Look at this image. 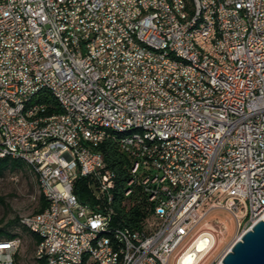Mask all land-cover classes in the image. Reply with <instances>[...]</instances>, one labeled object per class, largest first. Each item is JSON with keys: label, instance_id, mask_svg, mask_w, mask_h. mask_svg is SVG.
I'll return each instance as SVG.
<instances>
[{"label": "built area", "instance_id": "built-area-1", "mask_svg": "<svg viewBox=\"0 0 264 264\" xmlns=\"http://www.w3.org/2000/svg\"><path fill=\"white\" fill-rule=\"evenodd\" d=\"M223 1L227 45L222 48L235 55V64L212 67L183 42L182 28L191 22H175L161 0H0V107L9 112V120H0V154L28 153L53 196L43 219L19 218L46 229L43 250L34 252L39 264H65L52 258L57 246L81 256L96 226L119 233L121 252L102 240L87 264H170L171 258L173 264H203L215 241L225 239L222 226L202 227L209 211L230 214L234 240L264 217V0ZM208 3L196 4L197 10L207 9L201 33L207 44ZM136 5L149 10L148 21L131 23ZM134 37L158 44L160 54L135 48ZM167 47L193 56L208 77L169 60ZM173 70H183L187 81L173 77ZM155 75H163L164 84H156ZM41 79L66 97L65 119L28 133L17 107ZM184 83L198 85L208 99L185 93ZM42 108L37 100L30 115ZM76 115L122 126L146 123L153 133H168L169 144L148 148L118 140L130 168H141V187L149 181L143 189L147 197L162 195L146 229L114 222L107 205L111 175L97 154L72 137L69 120ZM88 134L96 145L106 139L103 133ZM153 154H161L160 165H153ZM79 178L86 179L94 202L75 193ZM161 179H170V186L159 188ZM199 238L205 241L201 248ZM21 245V238L0 243V262L16 264Z\"/></svg>", "mask_w": 264, "mask_h": 264}, {"label": "bare ground", "instance_id": "bare-ground-1", "mask_svg": "<svg viewBox=\"0 0 264 264\" xmlns=\"http://www.w3.org/2000/svg\"><path fill=\"white\" fill-rule=\"evenodd\" d=\"M132 2H147V0H132ZM168 15L180 24H188L183 26L182 35L183 42H186L190 51L194 52L196 57H200L203 61H208L212 67H223V63L235 64V55L230 54V50L222 48L227 45V36L224 30V1L223 0H209L208 3V17L210 19L208 44L201 39L202 30L206 28L207 9H198V6H205V0H161ZM150 19L149 10H145L143 5H136V12L131 16V23H141ZM134 47L142 48L149 54H160V46L153 42H146L144 38L134 37ZM212 47V50L209 48ZM165 56L177 64L183 66L185 70L196 72L197 76L208 77V69L195 60L193 56L188 55L181 48L167 47L165 49ZM173 77H180V81H187V74H183V70H173ZM156 84H164L163 75H155ZM43 90L48 91L52 97L59 103L61 108H67V99L63 93L58 91L57 85L48 79H41V86L29 88L27 94L21 98L19 106L17 107V115L21 119V128L28 133H40L44 131L48 124L54 121H62L65 119V110L61 112H47V108L40 109L39 113L30 115V110L33 104L38 100L39 95ZM185 93L190 94L197 100H207L208 92H202L198 85L192 83H184ZM0 120H9V112L6 108L0 107ZM80 124H85L86 129H82ZM69 128L72 129V137L75 142H79L83 149L92 154H97L99 164L105 166V162L101 152L96 150V143L94 137L90 132L103 133L104 137H108L114 133H120L119 138L122 141L129 143H140V148H148L150 146H161L169 144V135L166 132L153 133L152 126L146 123H131L127 126L117 123H106L97 121V119H89L88 116L76 115V120H69ZM117 136V135H116ZM8 156L11 158L20 159L25 162L37 174L40 194L46 197L49 203H53V196L47 193V179L41 174V168L37 165V161L32 159L28 153H2L0 157ZM161 154H153V165H160ZM106 168V167H105ZM131 178L130 182L140 183L141 168L139 166H132L130 168ZM110 174V184H114L113 174ZM129 184V181H128ZM144 189H149V181H142ZM170 186V179H161L159 181V188H166ZM129 193V189L125 194ZM149 201L153 202V207H158L162 202V195L148 196ZM112 190L110 197H107L108 209L110 214H114L111 206ZM27 219L31 221H38L43 219V210L27 214ZM20 222L30 231L41 237L39 243L36 245L35 252L43 250L44 244L47 242L46 229L32 225L30 221L19 219ZM122 225V224H121ZM121 227H124L121 226ZM18 237L10 239H1L0 243H8V240H16ZM7 240V241H5ZM102 240L108 241L113 252H121L120 235L111 230L108 226H96L87 240V247L81 248V256L74 253H69L65 250V246H57L52 251V258L55 261H64L65 264H87V257L94 254V249ZM205 241L199 238L196 242L197 246L201 248ZM230 247V245H229ZM228 247V248H229ZM189 254L185 255V262L189 261ZM3 264V262H0Z\"/></svg>", "mask_w": 264, "mask_h": 264}, {"label": "trees", "instance_id": "trees-1", "mask_svg": "<svg viewBox=\"0 0 264 264\" xmlns=\"http://www.w3.org/2000/svg\"><path fill=\"white\" fill-rule=\"evenodd\" d=\"M38 101L45 104L47 112L49 113L62 111L59 103L46 90L41 91ZM119 134L120 133H114L109 135L95 147L96 150L101 152L106 164L105 167L113 174L114 184L112 188L111 206L114 210L113 215L116 216L114 218V222H119L120 226L124 225V227H128L133 230L146 229L149 223L154 220V204L153 202L149 201L146 192L143 190V186L141 187L139 182H134L131 184V191H129L128 194H125V191L129 189V178L132 176L129 169L132 161L130 156L120 146L118 141L120 140ZM25 165L26 163L20 159L11 158L8 156L0 157V175H2L7 168H22ZM31 171L35 174L37 179V174L33 169H31ZM74 191L82 201L90 203L94 202L93 197L86 187L85 178H79L76 181ZM47 203L49 202L46 200V197L40 194L39 206L33 212L43 210ZM18 219L19 218L16 217L13 219V221L17 222ZM20 224L25 229H27L21 222ZM30 233L34 240V247L36 248V245L39 243L41 237L33 232ZM17 236L21 237L17 232L3 231L2 228H0V237H4L0 239H10ZM18 255L19 251L15 255L16 264H19ZM35 259L37 264H39L40 259L36 257Z\"/></svg>", "mask_w": 264, "mask_h": 264}, {"label": "rangeland", "instance_id": "rangeland-1", "mask_svg": "<svg viewBox=\"0 0 264 264\" xmlns=\"http://www.w3.org/2000/svg\"><path fill=\"white\" fill-rule=\"evenodd\" d=\"M39 197V184L27 164L22 168H7L0 175V228L3 231L20 234L21 237L17 236L22 239L18 255L19 264H37V261L34 257L35 247L31 233L20 224L19 219L17 222L13 219L32 213L39 206ZM203 221H210L215 226H222L225 229V240L222 243L215 241L211 248L212 251L208 252L209 256L205 255L207 258L203 263L217 264L221 255L234 241L233 234L236 225L230 214L223 209L209 211ZM170 264H173L172 258Z\"/></svg>", "mask_w": 264, "mask_h": 264}, {"label": "water", "instance_id": "water-1", "mask_svg": "<svg viewBox=\"0 0 264 264\" xmlns=\"http://www.w3.org/2000/svg\"><path fill=\"white\" fill-rule=\"evenodd\" d=\"M217 264H264V217L236 238Z\"/></svg>", "mask_w": 264, "mask_h": 264}, {"label": "crops", "instance_id": "crops-1", "mask_svg": "<svg viewBox=\"0 0 264 264\" xmlns=\"http://www.w3.org/2000/svg\"><path fill=\"white\" fill-rule=\"evenodd\" d=\"M202 227L207 229V228H211V229H215L217 226H215L212 222L210 221H203L202 222ZM225 240V239H224Z\"/></svg>", "mask_w": 264, "mask_h": 264}]
</instances>
